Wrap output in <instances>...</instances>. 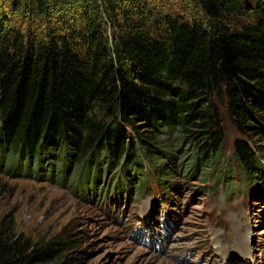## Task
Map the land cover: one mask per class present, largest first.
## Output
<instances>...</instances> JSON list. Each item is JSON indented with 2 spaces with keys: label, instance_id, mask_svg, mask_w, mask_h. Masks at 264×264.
I'll return each instance as SVG.
<instances>
[{
  "label": "trees",
  "instance_id": "trees-1",
  "mask_svg": "<svg viewBox=\"0 0 264 264\" xmlns=\"http://www.w3.org/2000/svg\"><path fill=\"white\" fill-rule=\"evenodd\" d=\"M126 1L11 0V10L29 18L46 16L58 2L65 12L45 33L31 22L27 32L12 26L1 8L0 165L10 152L14 174L34 178L38 169L34 179L51 181L47 173L58 167L62 147L60 163L68 166L60 182L76 158L85 159L76 178L106 168L120 169L126 181L148 161L162 180L174 179L176 169L197 180L199 166L208 167L205 181L224 168L228 120L236 159L258 177L264 0L249 7L243 0H197L203 14L191 17L161 12L148 0ZM75 9L79 23L71 19ZM102 13L116 26L112 35ZM184 145L195 148L194 161L183 163ZM163 157L172 158L169 166ZM67 247L63 237L37 241L18 233L11 216L0 221V264H47Z\"/></svg>",
  "mask_w": 264,
  "mask_h": 264
},
{
  "label": "rangeland",
  "instance_id": "rangeland-1",
  "mask_svg": "<svg viewBox=\"0 0 264 264\" xmlns=\"http://www.w3.org/2000/svg\"><path fill=\"white\" fill-rule=\"evenodd\" d=\"M148 1L159 11L175 16L191 17L203 14L197 0ZM129 2L130 0L125 2L127 7L130 6ZM255 3L256 0L250 2L243 0L245 6ZM51 6L52 11L46 16L29 18L22 11L13 12L11 0H0V10L2 7L5 9L11 25L21 27L24 32H27L30 22L31 29L37 31L40 28L44 33L52 21L57 24L59 15L65 11L58 6V2ZM251 10L247 12L250 13ZM70 14L71 19L75 21L80 17L76 9ZM99 18L105 31L112 35L116 30L112 20L103 13ZM79 22L80 20L77 21ZM232 127L233 124L227 120V131L231 137L226 144V157L222 162L233 159L231 148L235 135L232 132L235 129ZM183 148L185 149L180 152V154L186 152L183 163L194 161L196 153L193 145H184ZM62 152L61 147L58 151L56 172L61 170ZM11 156L12 153L9 152L5 164L0 165V221L11 216L18 233H25L37 241L50 240L53 237L65 238L68 247L63 256L47 264H181L179 259L183 257L182 246L196 244L194 226H199L201 232L200 229H203L202 226L206 222L201 208L208 206L217 210V214H224L225 185H219L220 192L217 195L206 196L202 191L206 181L203 177L209 171L208 167L194 166L195 169L198 168L197 180L176 169L175 176L180 186L171 190V197L168 199L159 194L156 212L150 219L142 220L143 212L150 206L146 201L148 199L152 201L150 192L143 201L132 202L128 198H123L101 204L98 199L76 196L68 187L45 178L34 179L14 174L11 170ZM163 158L169 166L172 158ZM55 161L53 159L52 163ZM84 162L85 159L79 163V159L76 158L70 165L68 173L70 184L74 183L77 171ZM236 201H241V198ZM238 206H241L240 203ZM258 233H264V229ZM204 234L209 236V231H205ZM153 238L157 239L156 244H167L168 247H164L162 251L156 250L152 246Z\"/></svg>",
  "mask_w": 264,
  "mask_h": 264
},
{
  "label": "bare ground",
  "instance_id": "bare-ground-1",
  "mask_svg": "<svg viewBox=\"0 0 264 264\" xmlns=\"http://www.w3.org/2000/svg\"><path fill=\"white\" fill-rule=\"evenodd\" d=\"M171 263V262H170Z\"/></svg>",
  "mask_w": 264,
  "mask_h": 264
}]
</instances>
